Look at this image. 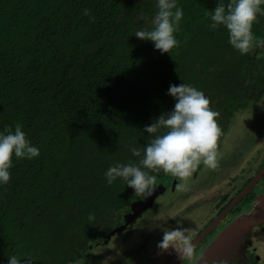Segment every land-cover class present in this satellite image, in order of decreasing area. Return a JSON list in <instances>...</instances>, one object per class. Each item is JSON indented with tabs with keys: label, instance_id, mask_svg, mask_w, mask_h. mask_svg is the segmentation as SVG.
<instances>
[{
	"label": "trees",
	"instance_id": "16d2710c",
	"mask_svg": "<svg viewBox=\"0 0 264 264\" xmlns=\"http://www.w3.org/2000/svg\"><path fill=\"white\" fill-rule=\"evenodd\" d=\"M218 2L177 0L180 44L161 54L135 36L151 30L157 0H0V132L20 123L39 149L32 160L13 155L11 179L0 184V264L12 255L70 264L106 240L94 238L99 225L121 227L136 195L104 173L138 164L130 148L143 154L156 135L143 129L173 110L170 85L209 98L220 113L218 146L235 109L260 98L264 48L241 55L224 26L211 30L207 13ZM252 32L264 38V16Z\"/></svg>",
	"mask_w": 264,
	"mask_h": 264
},
{
	"label": "clouds",
	"instance_id": "9594fccd",
	"mask_svg": "<svg viewBox=\"0 0 264 264\" xmlns=\"http://www.w3.org/2000/svg\"><path fill=\"white\" fill-rule=\"evenodd\" d=\"M264 0H229L227 4L219 0L214 10L207 14L211 23L208 27L216 30L224 26L228 32V43L241 55H250L258 48H264V38L253 35L252 27L258 22V15L264 16ZM158 12L151 21V30H138L135 36L140 40L152 41L161 54L170 53L180 42L175 33L180 30L184 16L177 0H157ZM85 15L90 14L86 9ZM94 22V17H90ZM167 95L175 99L174 108L169 113L161 114L143 131L156 134L144 147L130 148L132 155L141 157L138 164H115L104 173L111 185L117 178L122 179L134 190L136 196H151L155 186V175L150 172L163 171L184 182L178 185L181 191L187 190V182L196 169L203 164L215 170L219 167L218 140L222 135L217 118L220 113L212 110L210 100L202 91L188 85H170ZM23 125L17 123L14 131L6 127L0 132V184H7L11 179L9 169L13 166V155L17 159L32 160L39 156V149L27 138ZM164 129L162 134L161 130ZM145 169L149 171H145ZM88 219L94 220V214ZM179 225V222H177ZM153 228L163 231L162 240L157 244L161 253L173 249L181 261H192L195 256L191 229L176 227L165 228L156 223ZM21 259L12 255L8 264H20ZM77 264H85L84 259Z\"/></svg>",
	"mask_w": 264,
	"mask_h": 264
},
{
	"label": "flooded vegetation",
	"instance_id": "af4514ba",
	"mask_svg": "<svg viewBox=\"0 0 264 264\" xmlns=\"http://www.w3.org/2000/svg\"><path fill=\"white\" fill-rule=\"evenodd\" d=\"M230 168L213 187L206 185V200L196 204L191 229L195 256L192 261L179 258L173 249L161 253L157 244L163 231L150 228L143 232L152 218L153 209L165 188L155 186L152 206L145 208L152 197L135 196L122 216L119 255L112 254L113 264H264V141L252 152L241 167ZM197 175H195V178ZM177 183H171L176 188ZM210 193V196L207 195ZM192 209V210H193ZM194 211V210H193ZM193 211H191L193 213ZM176 217V218H175ZM167 219L165 228L174 229L178 218ZM139 227V229H138ZM136 239L137 243H131Z\"/></svg>",
	"mask_w": 264,
	"mask_h": 264
},
{
	"label": "rangeland",
	"instance_id": "374dc122",
	"mask_svg": "<svg viewBox=\"0 0 264 264\" xmlns=\"http://www.w3.org/2000/svg\"><path fill=\"white\" fill-rule=\"evenodd\" d=\"M259 97L258 100H253L245 110L240 107L235 109L229 128L217 149L219 159L217 169L211 170L201 164L187 182V190L185 191L178 188V185L184 182L176 177L165 174L163 171L153 174L157 177L156 185L164 187L165 193L160 195L153 209L149 211L152 218L148 219L143 232L140 229L137 233L138 236L152 228L154 224H162L167 219H172L175 216L179 217L178 227L190 226L193 222L192 215L195 212L193 207L196 204L201 205V201L206 200L204 197L206 185L213 187L224 178L230 168H239L246 162L255 147L264 141V93ZM195 175H197L196 178ZM172 181L177 183L176 188L172 187L171 189ZM207 195L210 196V193H207ZM117 230V228L104 230L99 225L93 231L94 238H101L105 235L106 240L96 245L92 243L86 253L76 257L70 264H77V261L83 259L85 264H113L111 255L120 254L117 252L118 246L121 245V240L118 239L120 233ZM130 242L128 247L137 243V240L132 239Z\"/></svg>",
	"mask_w": 264,
	"mask_h": 264
},
{
	"label": "water",
	"instance_id": "95a60500",
	"mask_svg": "<svg viewBox=\"0 0 264 264\" xmlns=\"http://www.w3.org/2000/svg\"><path fill=\"white\" fill-rule=\"evenodd\" d=\"M151 197H152V196H151ZM152 202H153V197H152L151 200L147 199V200H146V203H144V204H145V208H144V209H146L147 207L152 206ZM118 230H119V228H118Z\"/></svg>",
	"mask_w": 264,
	"mask_h": 264
}]
</instances>
